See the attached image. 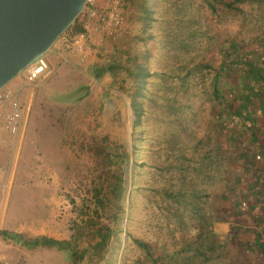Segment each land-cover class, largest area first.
Wrapping results in <instances>:
<instances>
[{"label":"rangeland","instance_id":"374dc122","mask_svg":"<svg viewBox=\"0 0 264 264\" xmlns=\"http://www.w3.org/2000/svg\"><path fill=\"white\" fill-rule=\"evenodd\" d=\"M129 1L111 36L86 21L88 2L51 48L91 22L99 41L89 38L85 56L52 59L45 80L23 85L18 76L8 85L26 107L25 129L12 150L0 148V231L69 240L79 230L91 242L108 228L106 251L75 261L0 238V264H264V249L253 243L264 240V85L251 72L264 76V0H243L237 9L215 2L213 11L204 0H179L189 4L193 28L188 50L176 55L166 53L158 32L174 0L159 4L145 31ZM224 59L235 62L234 95L254 102L242 117L211 91ZM134 65L149 72L153 98L141 99L135 130V84L125 71ZM181 185L187 204L173 202ZM133 240L147 244L150 256Z\"/></svg>","mask_w":264,"mask_h":264},{"label":"trees","instance_id":"16d2710c","mask_svg":"<svg viewBox=\"0 0 264 264\" xmlns=\"http://www.w3.org/2000/svg\"><path fill=\"white\" fill-rule=\"evenodd\" d=\"M210 10H214L213 3L217 2L223 7L227 9H237L235 5L241 3L243 0H204ZM255 1V0H249ZM130 4L135 7L136 9V16L135 18L140 21L143 29L146 30L150 27L151 23H156L157 20L154 18L155 14L162 10L163 6L159 5L163 2V0H130ZM165 11L167 16L170 17V21L163 26L158 27V32L162 35L163 39V48L165 49L166 53L173 52L176 55L177 51H185L188 50L191 42L189 41L190 36L192 35L191 31L193 28V21L190 18H185V14L189 4H181L179 0L168 1L166 2ZM159 5V6H157ZM163 22V18H160ZM84 32L82 28L77 30V33ZM196 33V32H195ZM188 46V48H187ZM192 58V57H191ZM201 66L209 67V65L202 60ZM237 63V62H236ZM235 65V62L228 63L225 59L221 62L218 67L214 70V77L211 86V91L213 96L220 100L221 103L225 107H229L230 110L234 112V115L242 117V113L244 112H251L250 107L252 106V102L250 99L245 97V95H241L236 97L232 92L231 87V70L232 66ZM198 66V65H197ZM108 71L112 69L110 67L107 68ZM263 70V68H262ZM106 71V70H105ZM128 71V76L131 77L132 81L135 84V91L130 99V107L134 112L135 120L133 122L134 130L140 125L141 119L143 117V108H142V101L144 99L148 102H152L153 98H151L146 93L145 85L150 77L149 72L147 71L145 66L142 65H134L133 70H125ZM182 75L187 76L189 70L182 69ZM102 70L99 71V73ZM252 74L255 76L260 83L264 85V76H262V71H256L252 68ZM250 72V73H251ZM98 75V74H97ZM233 76V75H232ZM177 78V74L173 76ZM235 78V76H234ZM261 101V98H259ZM238 103V106L235 108L232 106V103ZM254 104V102H253ZM260 103H257L259 106ZM136 138L133 137L132 139V146L134 151L136 150ZM177 159L174 161L175 166H177L178 159H184L183 154L177 155ZM178 169V168H177ZM119 186H116L115 189L117 190V195L119 198L122 197V175L118 178ZM184 187L183 185L178 187V190L173 193V202H183L186 203V199L183 197ZM189 205V204H188ZM122 212V210H121ZM123 213V212H122ZM240 213V212H239ZM235 217H233V220ZM104 231V232H103ZM95 240L89 242L86 240V236L84 237V233L76 230L71 236L69 240H55L52 238L47 237H34V238H25L22 235L16 234L14 232H9L6 230L0 231V238L4 241H12L13 243L21 245L26 250H33L38 247H47V248H54L57 251L66 252L71 258H75V261H79L86 256V258H92L94 255H101L106 251L108 246V241L110 239L109 229L104 228V230L97 231ZM236 234H233V236ZM242 235V234H238ZM258 239V238H257ZM134 243L142 248L147 256H150V249L147 244L144 242L133 240ZM255 248L257 246L255 245ZM198 251V248L195 249ZM152 264H158L157 259H151Z\"/></svg>","mask_w":264,"mask_h":264},{"label":"water","instance_id":"95a60500","mask_svg":"<svg viewBox=\"0 0 264 264\" xmlns=\"http://www.w3.org/2000/svg\"><path fill=\"white\" fill-rule=\"evenodd\" d=\"M88 0H0V91L47 54Z\"/></svg>","mask_w":264,"mask_h":264},{"label":"built area","instance_id":"2783aa9c","mask_svg":"<svg viewBox=\"0 0 264 264\" xmlns=\"http://www.w3.org/2000/svg\"><path fill=\"white\" fill-rule=\"evenodd\" d=\"M129 0H107L106 7L98 11L95 0H88L86 21L98 22L108 36L119 33L124 24V7ZM89 19V20H88ZM87 25L83 24L84 32L75 33L65 38L56 50H51L38 60L28 65L20 74L23 85H33L45 80L51 73L50 60L61 59L67 63L69 56H85L88 50L89 37ZM26 107L18 96V90L5 87L0 91V148L12 150L23 136L25 129Z\"/></svg>","mask_w":264,"mask_h":264},{"label":"crops","instance_id":"0c3cea01","mask_svg":"<svg viewBox=\"0 0 264 264\" xmlns=\"http://www.w3.org/2000/svg\"><path fill=\"white\" fill-rule=\"evenodd\" d=\"M94 6H95V8L98 11H101L102 9H104L106 7V1L105 0H95ZM79 28H82V23L79 25ZM87 36L90 38V41L91 42L93 41V43L94 42L96 43V42L99 41V32L92 26V23L91 22L88 23V25H87ZM19 83L22 84V81H19ZM253 243H254V245L257 246V249L256 250H259L260 251V250L264 249V240L257 239L255 241H253Z\"/></svg>","mask_w":264,"mask_h":264}]
</instances>
